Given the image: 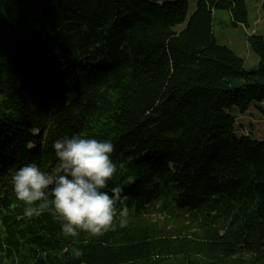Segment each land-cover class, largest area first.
Listing matches in <instances>:
<instances>
[{"label":"trees","instance_id":"1","mask_svg":"<svg viewBox=\"0 0 264 264\" xmlns=\"http://www.w3.org/2000/svg\"><path fill=\"white\" fill-rule=\"evenodd\" d=\"M188 10L0 0V264H264V140L237 137L233 114L264 102V38H247L248 71L212 28L218 11L247 27L245 0ZM74 134L113 143L126 228L72 239L54 213L23 216L12 175L58 174L53 142Z\"/></svg>","mask_w":264,"mask_h":264},{"label":"clouds","instance_id":"2","mask_svg":"<svg viewBox=\"0 0 264 264\" xmlns=\"http://www.w3.org/2000/svg\"><path fill=\"white\" fill-rule=\"evenodd\" d=\"M60 162L53 175L34 162L15 171L11 177L15 198L24 205L23 216L55 214L65 237L77 239L81 233L98 238L129 223V196L114 186L108 190L117 165L112 159L114 145L109 140L63 136L52 145ZM79 258L82 251L71 249Z\"/></svg>","mask_w":264,"mask_h":264},{"label":"rangeland","instance_id":"3","mask_svg":"<svg viewBox=\"0 0 264 264\" xmlns=\"http://www.w3.org/2000/svg\"><path fill=\"white\" fill-rule=\"evenodd\" d=\"M159 3L174 2L177 0H158ZM197 0H188L189 10L187 20L195 11ZM248 25L232 26L230 14L226 11H218L212 20V28L215 39L219 45L231 48L245 62L246 70H254L258 66V58L247 46L249 35L257 34L264 38V0H245ZM185 24L177 26L176 32H181ZM261 109V110H260ZM236 116L235 134L237 137H251L257 141L264 140V102L262 104H252L246 114L240 115L233 111ZM163 216L155 215L152 219L161 220Z\"/></svg>","mask_w":264,"mask_h":264}]
</instances>
